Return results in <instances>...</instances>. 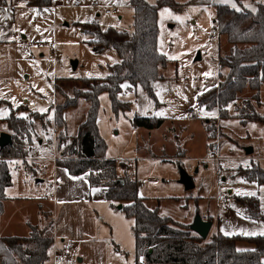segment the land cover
<instances>
[{
  "label": "rangeland",
  "instance_id": "1",
  "mask_svg": "<svg viewBox=\"0 0 264 264\" xmlns=\"http://www.w3.org/2000/svg\"><path fill=\"white\" fill-rule=\"evenodd\" d=\"M146 1L156 4L158 0ZM208 1L174 0L179 8L164 5L159 9L158 48L169 60L167 66L160 67L163 78L156 84L160 103L150 100L141 88L130 89L120 94V99L130 101V109L116 115L109 94L103 92L98 114L107 157L129 165L139 181L140 195L150 208L186 223L197 214H209L218 220L223 210L241 206L234 195L257 196L264 210V184L238 173L252 162L264 169V123L233 117L234 104L229 106L228 118H220L218 108H201L199 117H186L189 108L198 106V95L219 84L223 72L219 55L227 53L230 44L227 35L211 37L217 4L240 8L237 0ZM257 2L264 0L246 3ZM92 3L115 7L116 11L107 14L102 8H92ZM93 20L103 29L132 31L134 9L130 0H63L55 8L45 5L17 9L16 41L0 44V134L6 131L3 118L13 110L18 116L33 112L49 118L35 122L25 156L5 159L12 183L5 189L8 200L6 213L0 216V236L7 235L4 231L9 226L24 229L26 223L20 217L24 212L34 225L42 226L43 206L52 214H46V225L54 223L53 247L75 243L63 261H57L52 252L51 264H136L134 218L127 216L119 204L115 207L111 201L96 197L71 203L47 198L57 186L51 170L52 163L62 158L57 148L59 136L70 139L75 135L89 106L85 99H79L75 107L66 110V124L61 127L55 121L56 104L73 97L75 87L83 88L82 79L105 78L109 67L120 62L114 48L94 50L89 42L92 36L79 25ZM49 44H55L54 60L48 57ZM250 94L246 90L241 98ZM260 97L261 105L253 103L264 114V84ZM242 101L239 99L237 104L242 105ZM153 115L165 119L161 127L136 128L133 124L135 116ZM205 123L215 124L214 147L209 145L212 140L208 139ZM247 147L254 151L248 154ZM212 151L220 156L215 164L206 159ZM54 153L57 162L52 159ZM183 170L194 187L188 188L182 182ZM245 245L249 244H238Z\"/></svg>",
  "mask_w": 264,
  "mask_h": 264
},
{
  "label": "trees",
  "instance_id": "2",
  "mask_svg": "<svg viewBox=\"0 0 264 264\" xmlns=\"http://www.w3.org/2000/svg\"><path fill=\"white\" fill-rule=\"evenodd\" d=\"M31 2L47 5V0ZM237 2L243 4L242 0ZM7 4L9 0H0V5ZM130 4L134 9L132 31L103 29L96 20L79 23L82 30L92 36L89 42L96 52L114 48L120 62L109 67L110 73L105 78L82 79L83 88L75 87L73 97L56 104L55 121L62 127L66 124V110L75 107L79 99L89 103L77 133L70 139L63 134L59 136L57 148L62 158L57 165L74 176L87 173L91 187H105L107 200L115 207L123 204L122 210L134 218L136 264H264V235H226L217 229L204 239L191 229V223L163 216L158 209L150 208L140 195L139 181L131 174L129 165L107 157V143L98 125L100 96L103 92L109 94L116 115L130 109V101L120 99V94L130 89L141 88L150 100L160 103L156 84L163 78L160 67L167 66L169 60L158 48V12L164 5L179 8L174 0H158L156 4L130 0ZM216 8L214 29L227 35L231 49L219 55L223 70L219 84L198 95L197 107L218 108L220 118H228L229 106L234 104L233 117L243 122L264 123V114L256 108L262 104L260 89L264 84V3H259L256 11L238 9L227 3L217 4ZM57 89L60 88L57 86ZM246 90L251 92L250 96L241 98ZM239 99H243L242 105L237 104ZM14 112L3 118L13 143L0 148L3 157L0 160V213L6 199L5 189L12 183L5 159L25 156L35 133V122L49 119L46 114L32 112L18 116ZM132 121L136 127L155 129L161 127L165 119L155 115L135 116ZM205 124L208 139L212 140L209 145L214 147L215 124ZM238 173L249 181L264 184V169L256 162ZM234 198L244 206L247 217L264 221L257 196L234 195ZM208 220L213 221V218L209 216ZM53 231L54 223H51L44 228L32 226L27 236L0 237V264H51ZM240 242L250 247L241 248Z\"/></svg>",
  "mask_w": 264,
  "mask_h": 264
},
{
  "label": "crops",
  "instance_id": "3",
  "mask_svg": "<svg viewBox=\"0 0 264 264\" xmlns=\"http://www.w3.org/2000/svg\"><path fill=\"white\" fill-rule=\"evenodd\" d=\"M212 1L213 0H209L208 1L209 4H211ZM246 2L247 0H242L243 4L240 5V8H245L251 11H256L257 5L260 3V2H257V3L250 4ZM47 5L53 6L51 3V0H47ZM229 5L231 4L229 3ZM34 6L43 7L45 5L33 4L31 0H9V4L0 5V44L13 43L16 41L17 9L29 8V7H34ZM231 6L235 7L233 5ZM235 8H239V7H235ZM230 49H231V46H228V52L230 51ZM39 142L41 143L44 141L40 140ZM51 172H52L53 179L57 181V186H55L54 193H53L54 198L52 199L54 202L56 201H67L70 203L79 202L81 200H90L92 199V197L94 198L96 197V199L99 198L100 200L102 199L107 200L106 188L105 187H91L89 184V175L87 173L79 175V176H74V175H71L66 168H63L57 165L56 163H52ZM46 173L47 172L45 171L43 175ZM230 192H232V190H230ZM21 198H24V197H21ZM7 200L8 199L6 195V199L3 201V209H2V212L0 213L1 217H4L6 213L5 212L6 211L5 202ZM260 205H261V202H260ZM261 209L263 210L262 205H261ZM40 211L43 212V217H44V223L42 226L34 225L29 220L30 215L27 212H24L20 214V217L26 223V226L24 227V229L15 228L17 229L15 231L13 227L9 226L4 231L7 235H3L0 237H9V236L23 237V236L29 235L32 226H38L40 228H44L47 223L46 214L47 213L51 214V212L47 209H44L43 206L42 208H40ZM204 216H206L207 217L206 220H208V217L210 215L205 214ZM213 229L214 231L218 229L226 235H236V234H241L245 236L264 235V234H261V233H264V221L247 217L244 213V206L241 204V206L229 208L228 210H225V211L223 210L222 213H220V217H218V220L215 221V219H213V227L211 229L210 234L214 232L212 231ZM26 230H28L27 234L24 235ZM53 235L56 241V234L54 233V231H53ZM246 247H250V245H245V246H242L241 248H246ZM143 264H146V263H143Z\"/></svg>",
  "mask_w": 264,
  "mask_h": 264
},
{
  "label": "built area",
  "instance_id": "4",
  "mask_svg": "<svg viewBox=\"0 0 264 264\" xmlns=\"http://www.w3.org/2000/svg\"><path fill=\"white\" fill-rule=\"evenodd\" d=\"M63 0H51V3L53 5V7H57L58 5L61 4ZM91 7L92 8H102L104 9V11L107 13V14H111V13H114L116 11V8L115 7H108V6H105V5H99L98 3H92L91 4ZM220 36V32L218 29H213L212 30V34H211V37L212 38H217ZM51 50V53L48 55L49 59H56V48H55V44H49L48 46ZM200 108H198L197 106H193L191 108H189L186 112V117L188 119H191V118H197L200 116ZM56 145V144H55ZM3 157L0 156V160H2ZM53 161L54 162H57L58 160V157L55 156V153L53 155ZM60 159V158H59ZM208 161H211L212 164H215L217 163L219 160H220V156L219 154H216L214 153V151L212 152H208V155H207V158H206ZM48 199H53L54 196H48L47 197ZM217 198L219 200L222 199V196L221 195H218ZM204 218L206 219L207 217L204 216ZM56 242V241H55ZM57 245V244H56ZM55 245V247H53V252H55V257H56V260L57 261H63L65 256L68 255L70 253V251L73 249V247L75 246V243L74 242H71L61 248H58L57 246Z\"/></svg>",
  "mask_w": 264,
  "mask_h": 264
},
{
  "label": "water",
  "instance_id": "5",
  "mask_svg": "<svg viewBox=\"0 0 264 264\" xmlns=\"http://www.w3.org/2000/svg\"><path fill=\"white\" fill-rule=\"evenodd\" d=\"M200 58V55L198 56ZM76 63V61H74ZM13 143L12 136L10 133L4 131L0 134V148H3L7 145H11ZM254 150L252 147H247L246 152L248 154L252 153ZM181 180L182 182L188 187H194L193 182L190 180L188 174L183 170L181 174ZM120 209H122L123 204H119L118 206ZM191 229L195 231L198 235H200L202 238L206 239L213 227V221L206 220L203 218V216L197 214L191 223Z\"/></svg>",
  "mask_w": 264,
  "mask_h": 264
},
{
  "label": "snow or ice",
  "instance_id": "6",
  "mask_svg": "<svg viewBox=\"0 0 264 264\" xmlns=\"http://www.w3.org/2000/svg\"><path fill=\"white\" fill-rule=\"evenodd\" d=\"M175 58V57H173ZM41 91H43V89H41ZM249 195H255V193H249ZM261 234H264V233H261Z\"/></svg>",
  "mask_w": 264,
  "mask_h": 264
}]
</instances>
